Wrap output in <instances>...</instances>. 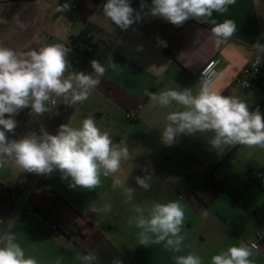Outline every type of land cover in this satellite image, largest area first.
<instances>
[{"label":"crops","instance_id":"obj_1","mask_svg":"<svg viewBox=\"0 0 264 264\" xmlns=\"http://www.w3.org/2000/svg\"><path fill=\"white\" fill-rule=\"evenodd\" d=\"M77 1L78 18L71 20L58 12L63 17L51 27L53 34L44 46L66 47L85 30L104 33L108 46L103 61L105 74L82 103L71 126L79 127L84 118H93L102 131L110 133L114 143L126 141L129 159L121 162L114 176H101V185L93 191L70 189L58 172L38 180L9 160L0 171V218L8 219L0 223V234H14L25 255L34 257L38 264H82L79 257L89 253L97 256L95 264H112L117 258L122 264H176L173 256L188 253L199 255L203 264H211L213 255L230 246L240 241L249 245L264 225V149L237 144L217 152L208 144L211 132L181 134L167 146L161 142L160 133L173 109L153 107L147 93L165 88L197 92L198 73L209 59L218 56L220 75L212 89L222 95L239 96L264 115V80L248 90L234 87L236 77L250 61L257 55L264 57L253 46L257 41L264 45V0H236L226 13L213 12L210 19L217 23L231 19L237 25L233 37L220 47L211 38V23L189 19L176 27L158 18L123 31L104 16L102 0ZM146 2L151 4V0ZM76 21L80 25L76 26ZM158 41L166 42V46ZM74 55L67 58L70 65ZM92 59L85 56L80 69L71 68L93 75ZM64 109L61 100L54 107L55 129L61 125ZM129 112L136 119H127ZM31 116L32 124L41 122L49 128V111ZM17 122L15 138L36 132L26 121ZM144 168L151 173L148 191L135 183L136 176L145 174ZM202 172L212 178L213 186L208 191H193L192 182ZM22 177L32 179V205L50 216L58 230L39 223L20 205ZM114 177L125 181L124 187L112 189ZM129 186L135 189L130 203L124 195ZM154 201H180L184 208V241L179 253L163 244L139 245V229L127 223L134 215L133 204L150 208ZM106 202L113 205L112 212L104 215L89 211L93 205L102 207ZM250 259L252 264H264V246L253 249Z\"/></svg>","mask_w":264,"mask_h":264},{"label":"clouds","instance_id":"obj_2","mask_svg":"<svg viewBox=\"0 0 264 264\" xmlns=\"http://www.w3.org/2000/svg\"><path fill=\"white\" fill-rule=\"evenodd\" d=\"M236 0H140L139 9L131 6V0H106L103 14L111 24L126 31L142 21L144 16L160 18L176 27L189 19L199 23H211V38L216 47L227 43L237 31L236 23L225 19L217 23L210 19L213 12L224 14ZM70 4H57L56 11L64 12ZM7 20L0 18V24ZM21 29L27 27L17 21ZM166 46V42L158 41ZM197 41H194L196 43ZM264 53V45H253ZM137 50L140 48L138 46ZM70 52L62 44L41 47L39 50L19 51L0 43V167L9 160L24 173L51 176L58 172L70 189L93 191L101 185V176H114L120 171L121 162L129 159L125 140L114 143L109 132L102 131L96 121L84 118L79 127L63 123L55 134L44 126L39 133L29 132L19 138L15 135L18 122L15 117L24 109L42 116L48 112L52 99L71 98L72 104H82L91 90L100 83L105 67L96 59L90 61L91 73L71 68L67 56ZM115 66V65H114ZM71 68V71L69 70ZM67 73V76L65 75ZM213 73H208L197 92L191 88L164 90L147 93L153 107L173 109L166 116V125L160 133L161 142L171 146L181 134L213 133L208 144L215 151L237 144L264 149V115L259 109L251 110L249 104L236 95H222L212 89ZM143 176H136L135 183L145 191L150 190L151 173L146 168ZM125 181L118 177L112 180V189L124 187ZM135 189L124 190L126 202H132ZM113 205L106 202L102 207L93 205L89 211L98 214L112 212ZM133 216L127 223L139 229L138 243L141 246L163 244L172 252L179 253L184 237L185 211L180 201L162 203L154 201L150 208L133 204ZM204 215H207L205 212ZM244 241L230 246L211 257V264H252L253 249ZM82 264H95L97 256L89 253L79 257ZM176 264H203L195 253L173 256ZM0 264H38L34 257L26 256L16 236L0 234ZM112 264H122L114 259Z\"/></svg>","mask_w":264,"mask_h":264},{"label":"built area","instance_id":"obj_3","mask_svg":"<svg viewBox=\"0 0 264 264\" xmlns=\"http://www.w3.org/2000/svg\"><path fill=\"white\" fill-rule=\"evenodd\" d=\"M70 4V8L67 11L60 12L64 13L66 15H73L75 19L78 18L77 9L78 5L74 0H68L66 1ZM63 2L62 4H64ZM131 6L134 9H139L140 6V0H131ZM158 18L151 17V16H144L142 21H156ZM66 48L70 49V52L67 56V58L75 53V55L71 59V66L74 69H80L82 65V58L85 56H91L97 61L100 62L101 65H103V61L105 59V56L108 53V46L104 39V33L100 30L95 31H86L82 35V37L79 39H76L73 43H70L66 46ZM220 63L221 58L216 56L211 59H209L201 68L200 72L197 75V80L199 84L203 79L206 78L208 73H213L214 78L212 80V83L219 77L220 75ZM95 78V73L93 74ZM264 80V57L261 56H255L250 63L240 72V74L236 77L234 81V87L248 90L251 88H254L258 86L262 81ZM94 90V89H93ZM90 91L89 95L92 93ZM56 101L55 104H49V114H50V120H49V128L47 131L51 134H55L57 129H55V126L53 124V110L56 105L60 102V100L65 104V109L62 116L61 124L72 123V120L74 119L75 115L79 111L82 104H72L71 98L69 97L67 100H65L64 97H61V99H57L54 96L52 97ZM251 110H255L250 107ZM31 115L33 113L30 112V109H24L22 110L16 117V120H24L26 121V125L32 129H34L37 133H39V129L41 126H44L43 123L37 122L32 124L30 119ZM127 119L134 120L136 119V115L133 112L127 113ZM10 138H15L13 134H8ZM4 167V166H3ZM3 167H0V171ZM36 179H40L42 176L36 175ZM32 179L26 180L25 177L20 178L19 180V195H20V205L22 207H25L26 213L33 217L36 221L39 223H42L49 227L50 229L56 231L58 230V225L54 222V220L48 216L42 213L41 211L37 210L31 203V197H32ZM213 186V180L210 178V176L202 172L192 182V189L195 190H203L208 191ZM7 218L1 217L0 223H6ZM249 245H255L256 247L254 249L260 250L264 246V225H261L255 233V237L249 241Z\"/></svg>","mask_w":264,"mask_h":264},{"label":"rangeland","instance_id":"obj_4","mask_svg":"<svg viewBox=\"0 0 264 264\" xmlns=\"http://www.w3.org/2000/svg\"><path fill=\"white\" fill-rule=\"evenodd\" d=\"M68 0H0V18L7 20L0 24V43L19 51L41 48L53 34L51 27L66 15L59 14L57 4ZM76 3L77 0H74ZM106 0H102V8ZM27 27L21 29L17 21ZM80 25L78 21L74 22Z\"/></svg>","mask_w":264,"mask_h":264},{"label":"trees","instance_id":"obj_5","mask_svg":"<svg viewBox=\"0 0 264 264\" xmlns=\"http://www.w3.org/2000/svg\"><path fill=\"white\" fill-rule=\"evenodd\" d=\"M71 20L74 19V16L73 15H67ZM87 30L83 31L79 36L78 38L80 39L82 37V35L84 34V32H86ZM211 178V177H210Z\"/></svg>","mask_w":264,"mask_h":264}]
</instances>
